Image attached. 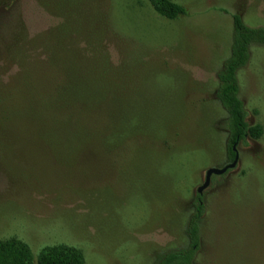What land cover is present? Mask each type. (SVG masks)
<instances>
[{
  "label": "rangeland",
  "instance_id": "1",
  "mask_svg": "<svg viewBox=\"0 0 264 264\" xmlns=\"http://www.w3.org/2000/svg\"><path fill=\"white\" fill-rule=\"evenodd\" d=\"M108 1L118 40L109 43L108 65L126 63L131 73L115 86L117 114L105 128L125 137L114 138L109 154L51 151L13 106L0 121V240H22L35 258L62 244L79 249L85 264H157L164 254L189 248L197 190L208 169L231 163L218 74L231 54L232 17L264 27V0H172L187 10L176 20L160 17L147 0ZM53 4L67 14L88 5ZM61 21L42 0H0L3 85L19 70L9 55L15 39H32ZM237 79L248 124L264 128V44L250 47ZM237 150V167L213 176L201 195L195 264H264V133Z\"/></svg>",
  "mask_w": 264,
  "mask_h": 264
},
{
  "label": "trees",
  "instance_id": "2",
  "mask_svg": "<svg viewBox=\"0 0 264 264\" xmlns=\"http://www.w3.org/2000/svg\"><path fill=\"white\" fill-rule=\"evenodd\" d=\"M53 1L42 0V6L62 21L32 39L24 34L10 47L9 55L15 58L13 63L19 70L10 85H3L0 80V121L7 120L15 106L19 113H25L26 126L33 124L36 141L49 150L105 148L109 154L114 149V138L125 137L121 131L105 128L106 118L117 114L114 112L118 105L112 101V95L115 86L121 87V82L130 81L131 73L126 63L114 69L108 65L109 43L117 40L110 23L109 1L83 0L88 4L84 11L72 13L70 10L69 14L57 7L59 3L52 5ZM147 1L167 20H176L187 13L183 5L172 0ZM232 18L231 54L218 74L216 94L228 115L225 126L231 162L235 156L233 145H239L247 137L259 140L264 133L262 125L248 124L237 79L238 71L250 59V47L254 43L264 44V27H249L238 14ZM5 133L8 137V132ZM204 212L202 197L197 194L187 230L189 248L168 252L157 264H195L200 248L199 223ZM0 264H85V258L79 249L62 244L44 248L35 258L25 242L10 238L0 240Z\"/></svg>",
  "mask_w": 264,
  "mask_h": 264
},
{
  "label": "water",
  "instance_id": "3",
  "mask_svg": "<svg viewBox=\"0 0 264 264\" xmlns=\"http://www.w3.org/2000/svg\"><path fill=\"white\" fill-rule=\"evenodd\" d=\"M232 150L235 154L232 163L228 164L227 166H225L222 169L211 168V169L207 170L205 183L201 187H199L197 190V193L199 195H202L203 191L210 185L211 178L213 176L223 175V174L227 173L229 170L235 169L237 167L238 162H239V152L237 150V145H233Z\"/></svg>",
  "mask_w": 264,
  "mask_h": 264
},
{
  "label": "flooded vegetation",
  "instance_id": "4",
  "mask_svg": "<svg viewBox=\"0 0 264 264\" xmlns=\"http://www.w3.org/2000/svg\"><path fill=\"white\" fill-rule=\"evenodd\" d=\"M232 163V162H231Z\"/></svg>",
  "mask_w": 264,
  "mask_h": 264
}]
</instances>
